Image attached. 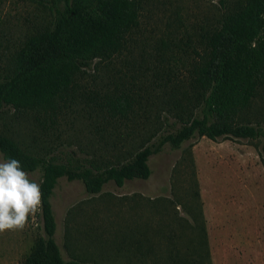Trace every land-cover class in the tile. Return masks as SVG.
<instances>
[{"label":"rangeland","instance_id":"obj_1","mask_svg":"<svg viewBox=\"0 0 264 264\" xmlns=\"http://www.w3.org/2000/svg\"><path fill=\"white\" fill-rule=\"evenodd\" d=\"M140 1V25L128 48L80 77L83 94L57 123L43 127L32 115L7 107L0 114V132L43 155L107 161L117 151L136 149L170 113L162 77L187 72L223 11L219 0ZM45 18V9L32 0H0V70ZM116 84L138 99V116L120 133L107 127L111 130L101 135L94 126L102 118L96 119L87 94H105ZM261 145L258 139L206 136L178 148L167 144L150 157L148 179L127 180L123 186L111 181L98 194H89L79 180L60 178L52 204L64 258L76 264H162L170 252L190 258L205 252L209 264H264ZM0 159H5L1 152ZM29 176L40 183L39 171ZM42 224L40 207L23 230L0 232V264H21L43 233Z\"/></svg>","mask_w":264,"mask_h":264},{"label":"trees","instance_id":"obj_2","mask_svg":"<svg viewBox=\"0 0 264 264\" xmlns=\"http://www.w3.org/2000/svg\"><path fill=\"white\" fill-rule=\"evenodd\" d=\"M32 1L45 9L47 18L27 35L0 70V114L9 107L32 115L40 126L47 127L57 123L64 109L83 94L79 80L88 69L111 62L128 48V41L140 25L142 3ZM219 1L223 8L220 19L205 33L203 50L197 51L187 72L162 77V87L170 93V113L136 149L117 151L119 154L107 161L73 154L59 157L55 153L43 155L0 132L4 158L20 160L28 173H41L43 233L21 264H76L64 258L55 237L52 197L62 177L81 181L89 194L100 193L111 181L123 186L127 180L148 179L152 155L167 144L178 148L196 136L258 139L264 156V0ZM91 93L87 96L95 103V110L90 109L96 119L102 118L94 126L98 134L111 129L120 133L122 125L128 126L138 116L139 101L129 89L116 84L105 94L95 92L89 97ZM113 147L117 149L116 144ZM204 255L199 252V258H190L170 252L168 261L162 264H209Z\"/></svg>","mask_w":264,"mask_h":264},{"label":"clouds","instance_id":"obj_3","mask_svg":"<svg viewBox=\"0 0 264 264\" xmlns=\"http://www.w3.org/2000/svg\"><path fill=\"white\" fill-rule=\"evenodd\" d=\"M42 187L15 158L0 159V232L23 230L42 203Z\"/></svg>","mask_w":264,"mask_h":264}]
</instances>
